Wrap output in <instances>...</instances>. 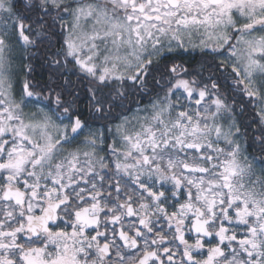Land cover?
<instances>
[{
    "label": "snow or ice",
    "instance_id": "6c2138e0",
    "mask_svg": "<svg viewBox=\"0 0 264 264\" xmlns=\"http://www.w3.org/2000/svg\"><path fill=\"white\" fill-rule=\"evenodd\" d=\"M0 264H264V0H0Z\"/></svg>",
    "mask_w": 264,
    "mask_h": 264
}]
</instances>
